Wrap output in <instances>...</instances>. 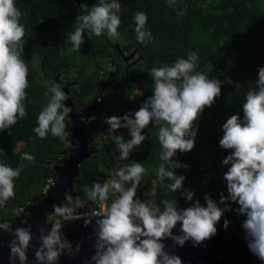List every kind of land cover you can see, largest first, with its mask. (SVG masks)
I'll use <instances>...</instances> for the list:
<instances>
[{
  "label": "clouds",
  "instance_id": "1",
  "mask_svg": "<svg viewBox=\"0 0 264 264\" xmlns=\"http://www.w3.org/2000/svg\"><path fill=\"white\" fill-rule=\"evenodd\" d=\"M165 2L172 7L176 0ZM81 7L86 11L76 15L74 30L65 33L69 53L80 50L85 35L88 38L101 34L120 35V0H95L90 7ZM21 16L15 0H0V131L9 129L28 114L25 106L28 65L21 55L26 33ZM147 19V14L141 10L132 15L133 23L129 27L139 44L152 40L151 30L146 27ZM197 61L198 53L192 50L171 64H154L148 70L152 77V94L138 109L104 117L109 126L107 131L113 134L117 162L129 160L133 149L148 136L143 130L150 123L155 126L160 161L155 168L156 179L165 191L179 192L191 203L178 207L176 198L162 199L159 203L141 200L136 190L146 169L133 159L111 169L105 179L96 178L90 186H83L88 200L99 208L82 213L75 205L53 203L51 226L38 229V246L32 244L35 234L30 224L24 222L12 228L10 222H0V230L12 234L7 244L9 264H17V261L28 264L30 247H34L32 264H57L62 254L78 253L80 243L73 247L62 231V222L81 218L85 226L96 218L93 226L95 252L84 264H184L178 254L166 250L164 240L170 239L180 247L186 241L193 247L202 246L203 241L216 234V224L230 209L244 217L240 226L247 248L264 264V65L257 66L255 87L250 86L244 92L240 105L242 116L234 112L221 125L218 143L229 150L220 162L227 166L223 173L226 194L221 192L219 200H214L205 193L202 204L200 199H194L193 190L182 187L185 176L174 171L187 166L172 159L177 150L184 153L193 148L197 136L194 121L205 106H210L220 95L222 82L197 71ZM44 88L47 100L36 115L33 132L41 139L51 134L68 148L79 147V140L73 144L65 124L73 110L64 103L69 95L56 80L45 81ZM135 95L142 93L138 90ZM81 120L87 123L82 116ZM118 129H127L128 138L117 133ZM20 160L32 163L35 157L32 153L21 152ZM22 170L21 163L13 167L0 160V208L15 195L14 180ZM110 191L113 195L109 200ZM229 202H235L238 207L232 208ZM23 210L17 208L15 211L19 214ZM178 223L179 228L173 232ZM229 224L225 218L222 227L226 230Z\"/></svg>",
  "mask_w": 264,
  "mask_h": 264
},
{
  "label": "trees",
  "instance_id": "2",
  "mask_svg": "<svg viewBox=\"0 0 264 264\" xmlns=\"http://www.w3.org/2000/svg\"><path fill=\"white\" fill-rule=\"evenodd\" d=\"M120 2L121 24L118 32L123 42L120 52L116 47L110 46L112 42L107 35L101 34L91 38L85 35L80 50L69 53L65 33L74 30L76 15L86 11L81 5L90 7L95 0H15V5L22 13L21 22L25 25L26 33L21 55L28 65V86L25 89L28 114L18 119L9 129L0 131V160L13 167L18 163L23 164L20 176L14 180L15 195L4 208H0V215L4 211L9 212L11 207L14 214L17 208L44 199V188L49 180L56 178L53 164L62 165L69 156V148L58 138L48 134L41 139L33 132L36 115L47 100L43 95V81L54 79L66 82L75 108L81 111L100 93L103 86L101 80L105 81L110 74L109 69H117L123 74L120 71L122 57L129 58L134 50V55L129 59L137 56V62L129 68L127 75L121 79L117 76L114 81L110 79L113 87L110 89L112 94L108 97V105L115 102L117 109L125 108L138 90L146 89L141 95L142 103L152 94L149 68L154 64H171L177 57L195 50L198 53L196 70L208 72L210 78H217L222 83L220 95L201 112L208 113L209 121L201 122V114L194 121L197 136L190 151L196 162L210 163L214 167H219L221 160L227 155L229 150L221 148L218 141L225 119L234 112L240 113L231 103V99L238 96L237 84L246 81L255 87L257 66L264 65V0H176L172 7L165 0ZM137 10L147 14L146 27L152 33V40L145 44L136 41L135 32L129 27L133 23L132 15ZM32 20H36L35 27L32 26ZM244 27L246 32L243 31ZM94 44L98 46L97 51L93 49ZM105 113L109 116L114 110L106 109ZM65 124L71 133V139L72 123L69 117H66ZM91 127L101 132L102 143L99 149L94 150L93 156H88L82 162L79 176L74 179V194H80L84 199L87 195L82 192L83 186H90L96 178L105 179L114 167V156L118 155L113 152L115 146L113 134L107 131L109 126L104 123ZM116 132L123 134L125 139L128 138L127 129H118ZM143 132L148 133V136L133 149L129 160L122 161L123 164L134 159L144 165L146 171L138 186L147 184L149 191L154 188L156 203L162 199L176 198L178 207H187L191 201H185L179 192L165 191L156 179L155 168L160 163L156 127L150 123ZM207 145L212 148L206 158L202 159L196 149ZM21 152L32 153L35 161H21ZM172 159L187 166L174 171L185 176L182 187L193 190L194 199L203 201L202 184L206 176L213 179L208 185L212 192L220 194L226 189L223 180L215 178L207 169L192 164L185 153L177 150ZM223 166L226 171L227 166ZM112 195L110 191L109 200ZM66 204L75 205L69 201ZM235 207L238 205L234 202L232 208ZM225 218L230 221L226 230L237 238H244L241 224L232 226L235 220L242 221L244 217L230 209L223 214L216 228L225 230L222 227Z\"/></svg>",
  "mask_w": 264,
  "mask_h": 264
},
{
  "label": "water",
  "instance_id": "3",
  "mask_svg": "<svg viewBox=\"0 0 264 264\" xmlns=\"http://www.w3.org/2000/svg\"><path fill=\"white\" fill-rule=\"evenodd\" d=\"M116 48L120 52L119 45H116ZM135 51L132 52L131 56L134 55ZM62 90L69 95V99L64 101V103L73 109L69 113L72 123L71 140L73 144L76 140H79V147L69 148V156L64 160L62 165L53 164L52 168L56 174V178L53 180V184L49 188L45 198L37 203L20 207L24 209L23 212L29 213L28 219L24 222L32 226L31 231L35 234L32 240L34 246H38L39 243L36 239L39 235L38 229L41 226L47 228L51 226L50 223H46L49 217L46 214H52V204H63V202L68 200L66 196L68 192L74 197V179L79 176L81 164L88 156L94 155V151L89 149V134L87 130L91 126H98V124L93 125L96 119L99 117L103 118L106 115L105 98L101 94L97 96L99 100L95 98L83 110L78 111L73 103L69 87L62 84ZM81 116L87 123L81 120ZM184 153L192 164L207 169L215 178L223 180V173L225 171L222 164L219 167H214L210 163L196 162L191 151ZM146 187L147 184L136 190V195L141 200L146 199L142 196ZM95 219L92 218L87 226L84 225V219L62 222L63 229L67 231L65 237L72 243L73 247L79 242L80 251L71 256L62 254L57 264H84V260L94 254L95 234L93 226ZM20 224H12V228L21 226ZM178 228L179 223L173 229V232H176ZM164 244L166 250L178 254L184 264H261L260 260L247 248L244 238H237L232 232L219 228H217L214 236L203 241L202 246L193 247L190 241H186L182 247L175 246L170 239H165ZM33 253L34 247H30L27 255L28 264H32L34 260Z\"/></svg>",
  "mask_w": 264,
  "mask_h": 264
},
{
  "label": "rangeland",
  "instance_id": "4",
  "mask_svg": "<svg viewBox=\"0 0 264 264\" xmlns=\"http://www.w3.org/2000/svg\"><path fill=\"white\" fill-rule=\"evenodd\" d=\"M32 26L33 27H35L36 26V20H32ZM243 31L244 32H246L247 31V29H246V27H244L243 28ZM109 37V39H110V41L112 42V44L113 45H119V47L121 48L122 47V44H123V42H122V39H120V37L119 36H117V37H111V36H108ZM93 49L95 50V51H97V49H98V46H97V44H94L93 45ZM135 62H137V58L135 59ZM208 78H210V76H209V74H208V72H205L204 73ZM47 80H50V79H45V81H47ZM52 80H54V79H52ZM58 82H60V83H63V84H66V82H63V81H60V80H57ZM43 83H44V81H43ZM251 86V84L249 83V82H246V81H241L240 83H238L237 84V90H238V96H237V98H232L231 99V103L234 105V106H236V108L239 110V112H240V114H242V110H241V107H240V105H241V103H242V101H243V95H244V92L245 91H247L248 90V88ZM252 87V86H251ZM146 91V89L144 90V91H140L142 94L144 93ZM136 94V93H135ZM133 95V98L130 100V103H129V105L127 106V107H125V108H118L117 109V107H116V103L115 102H112V104H109V105H106L105 104V107L107 108V110H109V111H112V110H114V113H112L111 115H122L123 113H125V112H132V111H135L136 109H138V107L140 106V104H141V95ZM86 100H88V99H85V101ZM117 110V111H116ZM111 115H109V116H111ZM106 116H108V115H105V117ZM205 116V114H201L200 115V117H199V120L201 121V122H203V120H204V117ZM105 122H104V117L103 118H101V117H99V118H97L96 119V121H95V123L93 124V125H95V124H98V125H100V124H104ZM87 133L89 134V138H88V140H89V149L91 150V151H94L95 149H99L100 147H101V138H100V136H101V132H99L96 128L95 129H93V127H91V128H89L88 130H87ZM196 143V140H195V142H194V144ZM20 147V146H19ZM19 147H18V149H19ZM212 148V146L211 145H207V146H205V147H203V148H201V149H196V153L199 155V156H201L202 157V159H205L206 158V156L209 154V150ZM121 164H123V162L122 161H119V162H117V161H115V163H114V167L113 168H115V167H117V166H119V165H121ZM112 168V169H113ZM213 179H212V177L211 176H206V179H205V181H204V183L202 184V190H203V192H204V194L205 193H208L214 200H219V193H216V192H212L210 189H209V183L212 181ZM82 192H85L84 191V189L82 190ZM223 192H225V194H226V189H224V191ZM86 193V192H85ZM67 199L68 200H70L71 202H73V203H75V205H80V204H83L84 206H87V207H90V208H92L93 206H94V204L91 202V201H89L88 200V198H86V199H84L82 196H80V194H78V195H74V197H72L71 195H70V193L68 192L67 193ZM147 200H149V201H154V188L151 190V191H149V190H146L145 191V196H144ZM202 204L204 203V200L201 202ZM229 203H231L232 205H234V202H229ZM13 216H12V220L16 217V216H18L17 215V213H14V214H12ZM5 216H7V214L5 215ZM241 224V220L240 219H237V220H235L233 223H232V226H239Z\"/></svg>",
  "mask_w": 264,
  "mask_h": 264
},
{
  "label": "flooded vegetation",
  "instance_id": "5",
  "mask_svg": "<svg viewBox=\"0 0 264 264\" xmlns=\"http://www.w3.org/2000/svg\"><path fill=\"white\" fill-rule=\"evenodd\" d=\"M111 43V42H110ZM110 46L112 47H116L115 45H113L112 43L110 44ZM125 55H129L127 53H124ZM124 55V56H125ZM131 57V56H130ZM129 57V58H130ZM129 58H123L122 57V69L120 70L121 72H123V74H121L119 72V70L117 69H109L110 71V74L108 76H106L105 78V81L104 80H101V82L103 83L102 85V88L100 90V93L98 95H102L104 96L105 98V101H106V105H108V97L109 95L112 94V92L110 91V89L113 87V82L110 81V79L112 78L113 81L114 80H117V76L119 79L125 77L127 75V72L129 70V68L134 64L136 63L135 62V59L138 58L137 56L129 59ZM63 83H61L62 85ZM97 95V96H98ZM96 98V97H95ZM94 98V99H95ZM93 99V100H94ZM96 151V149H95ZM142 186H138L137 190L139 188H141ZM147 190L144 189L143 193H142V196H145V191ZM66 201H69L71 202L70 200H66ZM66 201L63 202V204H66ZM37 203V202H36ZM30 204H34V203H29L28 205ZM16 213V211H15ZM7 214V216H5ZM18 216H16L13 220H12V207H11V210L9 212H2V214L0 215V222H3V221H8L10 222V224H20L24 221H26L29 217V213L28 212H20L19 214H17ZM48 215V219L46 220V223H50L51 222V219H52V214H46ZM45 229H47V227H44ZM62 231L64 232V234L67 233L66 230L62 229ZM12 239V234L10 232H4L3 230H0V264H9L8 262V256H9V252H10V249L8 248L7 244H8V241ZM27 255H28V252H27Z\"/></svg>",
  "mask_w": 264,
  "mask_h": 264
},
{
  "label": "built area",
  "instance_id": "6",
  "mask_svg": "<svg viewBox=\"0 0 264 264\" xmlns=\"http://www.w3.org/2000/svg\"><path fill=\"white\" fill-rule=\"evenodd\" d=\"M52 184H53V180H49L48 181V184L46 185V187L44 188V191H43V194L46 196V194H47V192H48V190H49V188L52 186ZM76 206V208H77V211H79V212H88L91 208L90 207H87V206H84L83 204H80V205H75ZM93 207H96V208H99V205H94ZM92 207V208H93ZM81 219H83V218H81ZM79 220V219H78Z\"/></svg>",
  "mask_w": 264,
  "mask_h": 264
},
{
  "label": "crops",
  "instance_id": "7",
  "mask_svg": "<svg viewBox=\"0 0 264 264\" xmlns=\"http://www.w3.org/2000/svg\"><path fill=\"white\" fill-rule=\"evenodd\" d=\"M204 114H205V116L203 117L204 118L203 122H208L209 121V115H208V113H204Z\"/></svg>",
  "mask_w": 264,
  "mask_h": 264
}]
</instances>
